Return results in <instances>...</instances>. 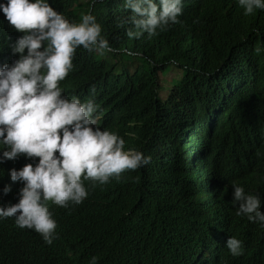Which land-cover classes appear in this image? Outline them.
<instances>
[{"label": "trees", "instance_id": "16d2710c", "mask_svg": "<svg viewBox=\"0 0 264 264\" xmlns=\"http://www.w3.org/2000/svg\"><path fill=\"white\" fill-rule=\"evenodd\" d=\"M86 1L50 0L70 21L90 10L111 50L78 48L62 94L93 98L101 128L136 139L151 159L122 177L120 199L139 216L104 224L95 212L66 232L48 264H89L93 255L96 264H233L213 235L242 240L240 264H264V227L236 215L230 185L259 192L264 212V50L255 52L264 49V10L245 16L236 0H184L180 22L137 40L118 26L130 13L123 0ZM17 36L0 12V65L17 58L9 47ZM171 67L179 72L164 97L159 75ZM26 161H0V195L9 169Z\"/></svg>", "mask_w": 264, "mask_h": 264}, {"label": "clouds", "instance_id": "9594fccd", "mask_svg": "<svg viewBox=\"0 0 264 264\" xmlns=\"http://www.w3.org/2000/svg\"><path fill=\"white\" fill-rule=\"evenodd\" d=\"M236 3L245 16L264 10V0ZM183 4L123 0L130 13L118 26H131L130 39L155 36L180 22ZM0 12L18 33L9 44L17 58L0 65V161L27 158L19 169H9L0 195V264H48L66 232L83 229L95 212L104 224L139 216V208L120 199L122 177L151 158L135 148L136 139L127 142L117 131L101 128L93 98L62 94L59 82L73 68L78 48L101 55L111 50L90 10L76 22L50 0H0ZM230 185L236 215L264 227L260 193L245 191L236 181ZM210 243L221 260L241 263V239L213 235ZM96 262L91 256L89 264Z\"/></svg>", "mask_w": 264, "mask_h": 264}, {"label": "rangeland", "instance_id": "374dc122", "mask_svg": "<svg viewBox=\"0 0 264 264\" xmlns=\"http://www.w3.org/2000/svg\"><path fill=\"white\" fill-rule=\"evenodd\" d=\"M86 0H82V3H86ZM84 6V4H82ZM139 64L138 61H134L131 66L135 68ZM179 72L178 67H171L165 71V73H160V83L163 85V87L160 89V94L164 97H166L169 94V90L167 89V85L171 83V78L175 77L177 73Z\"/></svg>", "mask_w": 264, "mask_h": 264}, {"label": "bare ground", "instance_id": "6f19581e", "mask_svg": "<svg viewBox=\"0 0 264 264\" xmlns=\"http://www.w3.org/2000/svg\"><path fill=\"white\" fill-rule=\"evenodd\" d=\"M131 178V177H130ZM86 227V226H85ZM215 241H216V238H215ZM76 264H77V262H76Z\"/></svg>", "mask_w": 264, "mask_h": 264}]
</instances>
